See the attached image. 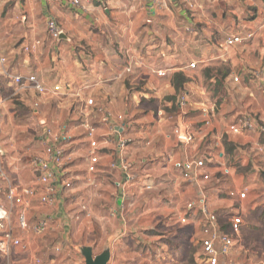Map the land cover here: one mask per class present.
Wrapping results in <instances>:
<instances>
[{
  "label": "crops",
  "instance_id": "1",
  "mask_svg": "<svg viewBox=\"0 0 264 264\" xmlns=\"http://www.w3.org/2000/svg\"><path fill=\"white\" fill-rule=\"evenodd\" d=\"M72 1L0 0L2 68L34 76L47 88L60 86L42 96L17 88L0 72L3 90H10L0 94V154L23 186L34 185L30 162L43 156L48 129L50 145L64 151L73 185L69 192L57 189L49 206L26 199L29 227L46 217L53 224L43 236L16 228L27 249L12 248L0 264H34L40 255L50 257L44 264H85L84 249L94 257L107 253V264H203L201 217L187 205L205 195L226 232L232 216L243 220L253 209L256 175L264 174L258 129L264 125V0H171L154 13L139 0H79L77 8ZM48 18L62 31L57 41L47 35ZM233 36L242 41L225 48ZM192 63H198L195 70L187 68ZM222 68L228 73L216 87ZM175 77L182 82L179 94ZM98 109L123 120L103 124ZM244 116L255 130L230 134ZM85 123L95 130L93 173ZM175 130L192 140L179 142ZM119 139L128 140L120 150ZM200 158L206 165L199 174L208 180L199 175L186 182L175 165ZM123 162L131 165L129 183ZM37 202L41 207L32 215L30 205ZM180 230L195 232L198 250L171 263L178 259L170 246ZM49 240L60 252L47 248Z\"/></svg>",
  "mask_w": 264,
  "mask_h": 264
},
{
  "label": "built area",
  "instance_id": "2",
  "mask_svg": "<svg viewBox=\"0 0 264 264\" xmlns=\"http://www.w3.org/2000/svg\"><path fill=\"white\" fill-rule=\"evenodd\" d=\"M145 3L149 7V12L154 13L156 9L166 7L171 0H139ZM72 6L80 7L79 0H73ZM149 22V21H148ZM47 35L51 40H59L62 31L57 22L53 18H48L46 21ZM242 41L240 37H230L225 40L224 47L231 48L235 44ZM39 43H36L34 48ZM32 48H25L26 52H29ZM5 64V58L0 57L1 74L5 79L12 83L17 88L31 89L38 95L51 96L60 92V86L56 85L52 88H47L45 85L37 81L34 76H28L22 78L20 76H14L6 72L2 66ZM200 64H203L201 62ZM198 63H192L188 65L189 70H195ZM126 72H131L130 68L126 69ZM159 77L164 76V72L157 73ZM233 83H238V78H233ZM187 98L184 94L178 97L179 107L185 106ZM205 112V110H204ZM100 114V121L103 124H110L114 120L120 122L123 120L121 116L113 117L108 111L104 109H98ZM207 115V114H205ZM86 136L91 148L89 154L88 171L93 173L96 171L97 157L95 150L97 143L94 140L95 130L94 128L85 123ZM255 124L251 117L244 116L237 123L229 127L230 134L234 136H240L244 132H252L255 130ZM259 131L264 134V125L258 127ZM44 153L43 156L34 157L31 160V168L35 174V184L32 186H23L20 183L18 175L15 171L7 170L3 161V156L0 154V181L5 186L4 199L5 204H0V256L6 259L9 257L12 248H19L22 251H26L27 246L22 242L19 237L14 235V230L30 229L32 233L38 236L46 235L52 226V219L46 217L39 221H36L31 227H29L26 220L27 202L29 200H37L41 205H52L55 201V194L57 189L68 191L71 189V181L67 179V172L64 162V151L61 148H56L50 145L52 139V132L48 129H43ZM176 139L181 143H188L192 140V137L185 133H180L178 130L174 131ZM64 139V137L62 138ZM128 140L119 139L117 142L118 149L126 147ZM205 159H193L177 163L175 168L181 172L182 178L186 182H193L199 175V172L205 167ZM131 165L127 162H123L120 166L122 172L125 173V181L129 183L133 176L129 172ZM228 172L226 171L225 174ZM203 181L208 180L207 175H201ZM187 210H197L202 221V238L200 240V252L201 261L203 264H236L231 259L232 252L236 248L237 241L240 239V234L243 226V220L240 215H235L230 218L228 231L222 232L217 223V218L213 212L209 209L207 199L205 195L200 197L187 205ZM17 212L15 222H12V216ZM182 224L186 223V219L180 221ZM54 252H60V247H54ZM34 264H40V259H35Z\"/></svg>",
  "mask_w": 264,
  "mask_h": 264
},
{
  "label": "rangeland",
  "instance_id": "3",
  "mask_svg": "<svg viewBox=\"0 0 264 264\" xmlns=\"http://www.w3.org/2000/svg\"><path fill=\"white\" fill-rule=\"evenodd\" d=\"M4 89L5 90H3L2 88V81L0 80V94L2 92L4 93V91H10L5 87ZM219 101H222V99H220ZM5 156L9 158L12 155L10 156L9 154H5ZM256 183L258 185V188L256 192H254L256 193V198H254V200L252 201L253 209L243 217L244 225L242 226L240 239L237 241L236 248L231 255V259L234 260L236 264H264V177L259 174L256 175ZM72 188L73 185L71 186L70 190H72ZM3 190H5V188L3 189V184L0 181V203H4ZM66 199L68 201V198ZM30 206L32 215H34L33 213L37 211V208L41 207L38 202ZM65 207L68 209V204L65 205ZM34 220H36V217L33 216V221ZM227 231L228 230L226 227V232ZM175 233L177 236L175 237L174 241H172V245L170 246V248L172 252L177 253L176 255L178 259L176 260L174 258V261H171V263H178L180 261L178 255L180 254L190 255L191 253H194L195 250H198V246L196 244L197 237L195 232L191 231L186 234L182 233L180 230L176 231ZM45 239L47 240L49 239V237L47 236V238ZM46 244H48L47 248L50 250L53 246H55L56 243H53L49 240ZM50 252L51 251H49V253ZM35 256L38 258L37 255ZM48 257L47 255L41 257L40 255V264H44L45 260H48L49 262L50 257ZM52 258L53 257H51V259Z\"/></svg>",
  "mask_w": 264,
  "mask_h": 264
},
{
  "label": "water",
  "instance_id": "4",
  "mask_svg": "<svg viewBox=\"0 0 264 264\" xmlns=\"http://www.w3.org/2000/svg\"><path fill=\"white\" fill-rule=\"evenodd\" d=\"M264 176V174H263ZM82 254L84 256L85 259V264H107L108 262V254L107 253H103L99 256L94 257L92 255V252L90 251V249H84L82 251Z\"/></svg>",
  "mask_w": 264,
  "mask_h": 264
},
{
  "label": "trees",
  "instance_id": "5",
  "mask_svg": "<svg viewBox=\"0 0 264 264\" xmlns=\"http://www.w3.org/2000/svg\"><path fill=\"white\" fill-rule=\"evenodd\" d=\"M227 73L228 71L226 69L216 70V87L218 86V84L221 83V79H223ZM174 85H175L177 94L181 93L182 92V82H180V78L175 77Z\"/></svg>",
  "mask_w": 264,
  "mask_h": 264
}]
</instances>
